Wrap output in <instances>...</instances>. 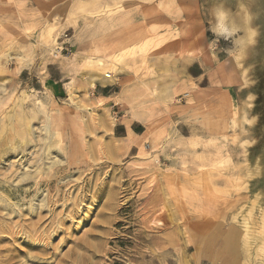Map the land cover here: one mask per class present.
Returning a JSON list of instances; mask_svg holds the SVG:
<instances>
[{
	"label": "rangeland",
	"instance_id": "obj_1",
	"mask_svg": "<svg viewBox=\"0 0 264 264\" xmlns=\"http://www.w3.org/2000/svg\"><path fill=\"white\" fill-rule=\"evenodd\" d=\"M246 7L0 0V264H264V20Z\"/></svg>",
	"mask_w": 264,
	"mask_h": 264
},
{
	"label": "bare ground",
	"instance_id": "obj_2",
	"mask_svg": "<svg viewBox=\"0 0 264 264\" xmlns=\"http://www.w3.org/2000/svg\"><path fill=\"white\" fill-rule=\"evenodd\" d=\"M108 76H110V74L109 73H107V76L105 77V76H103V75H99V76H97L98 77V79L102 82V83H107V82H109L110 80H108ZM111 77V76H110ZM91 78V77H90ZM92 79H94L93 77H92ZM72 96V95H71ZM71 101V100H70ZM75 101V100H74ZM75 104V103H74ZM40 107V106H39ZM48 113V112H47ZM40 115V114H39ZM41 115H42V113H41ZM50 117H49V115L48 116H46V120H47V123H50L49 121H50ZM52 119H53V117H52ZM45 121V120H44ZM20 123H21V128H20V133H19V135L22 137V139H25V142H22V145H25V146H27L28 145V136H30L31 135V127L26 123V121H25V119H23V118H21L20 119ZM46 125V124H45ZM47 126H49V125H47ZM48 128V127H47ZM51 129V128H50ZM16 130V129H15ZM34 135V134H33ZM47 136H48V134H47ZM48 137H50V136H48ZM42 140H44V138L42 139ZM45 140H46V138H45ZM46 142V141H45ZM53 142V141H52ZM12 144V146H16V143H11ZM45 146H46V150H45V152H44V154L46 155V158L48 159V161H51V162H49V165H48V167H47V170H45V172L47 171H49L50 169H52V167L54 168V165L56 164L55 163V161L56 160H54L55 159V157H54V159L52 160V150H51V148H52V145H51V143L50 142H46V144H45ZM19 147H21V146H19ZM16 150V149H15ZM56 153V152H55ZM20 154V153H19ZM8 155V154H7ZM18 155V154H17ZM13 156V155H12ZM43 156V155H42ZM9 157H10V155H9ZM40 159V158H39ZM47 159H46V161H47ZM42 160V159H41ZM45 160V159H44ZM29 161V160H28ZM32 161V160H31ZM39 162V161H38ZM44 162V161H43ZM60 163H61V161H59ZM25 163V162H24ZM32 162H30V164H31ZM41 163V162H40ZM47 164H48V162H46ZM44 164V163H43ZM42 164V165H43ZM29 165V164H28ZM27 165V166H28ZM38 165V164H37ZM40 165V164H39ZM46 165V164H45ZM60 165V164H59ZM34 166V165H33ZM36 166V165H35ZM47 166V165H46ZM45 166V167H46ZM29 167H30V165H29ZM32 167V166H31ZM43 167V166H42ZM60 167V166H59ZM61 167H62V165H61ZM34 168H36V167H34ZM39 168H40V166H39ZM30 169V168H29ZM57 169V168H56ZM63 169V168H62ZM32 170V169H31ZM37 170V169H36ZM18 171V172H17ZM19 171H20V169L19 170H17L16 169V172L18 173V174H20L19 173ZM27 171V170H26ZM33 171V170H32ZM39 171H40V169H39ZM39 171H37L38 173H39ZM52 172H53V170H51ZM15 172V171H14ZM23 172V171H22ZM29 172V171H28ZM42 172V171H41ZM14 175V174H13ZM38 175H40V174H38ZM41 175H43V174H41ZM40 175V176H41ZM45 175V174H44ZM49 175V174H48ZM55 175V174H54ZM16 176V175H15ZM28 176H31L30 175V173H28V174H23L22 175V177H21V179L22 180H25V179H27L26 177H28ZM37 176V175H36ZM20 176L18 175V179L17 180H19L20 178H19ZM47 177V176H46ZM55 177V176H54ZM41 178V177H40ZM44 178V177H43ZM9 179V178H8ZM15 179H16V177H15ZM14 180V179H13ZM37 180V179H36ZM44 179H42L41 181H43ZM47 180V179H46ZM10 182V181H9ZM12 182V181H11ZM61 182V181H60ZM6 183H8V182H6ZM47 183V182H46ZM51 182H49L48 184H46V185H48L49 187L48 188H52V187H50L51 186V184H50ZM56 183V182H55ZM16 184H17V182H16ZM35 184V183H34ZM43 184V183H42ZM42 184H38V183H36L35 184V187H32V188H36L37 190H39L40 189V187L42 186ZM58 184V183H57ZM66 184V183H65ZM18 185V184H17ZM46 185H44V187L46 186ZM54 185H56V184H54ZM53 186V185H52ZM28 187V186H27ZM30 187V186H29ZM66 187V186H65ZM54 188H55V186H54ZM12 189V188H11ZM14 189H15V187H14ZM25 189H27V188H25ZM56 189V188H55ZM58 189H61V188H59L58 187ZM18 190V189H17ZM28 190H29V188H28ZM33 189H31V191H32ZM43 190V189H42ZM45 190H47V189H45ZM52 190V189H51ZM54 191V190H53ZM10 192H11V190H10ZM29 192V191H28ZM27 192V193H28ZM39 192V191H38ZM48 192H50V189H49V191ZM37 193V192H36ZM40 193V192H39ZM42 193H44V192H42ZM47 193V192H46ZM54 193V192H53ZM19 194V193H18ZM2 195V194H1ZM17 195V194H16ZM29 195V194H28ZM42 195V194H41ZM52 195V194H51ZM24 196V195H23ZM34 196V195H33ZM20 197V196H19ZM32 197V196H31ZM42 197V196H41ZM24 198V197H23ZM31 199V198H30ZM19 200V199H18ZM22 200V199H21ZM54 200V199H53ZM79 200H80V198H79ZM32 201V200H31ZM52 201V197L51 196H47V197H45V198H43V199H35V200H33V202H32V204L30 205V207L28 208V212H30V214H40L41 212H42V210H44L47 206H48V204L50 203ZM59 201V200H58ZM76 202V201H75ZM19 203V202H18ZM21 203V202H20ZM57 202H55V204H56ZM77 203V202H76ZM80 203H81V201H80ZM25 204V203H24ZM68 204V203H67ZM75 204V203H74ZM78 204V203H77ZM76 204V205H77ZM82 204V203H81ZM255 204V203H254ZM28 205H29V203H28ZM49 207H50V205H49ZM10 209V211H13V208L10 206L9 207ZM16 208V207H15ZM20 208V207H19ZM56 208V207H55ZM77 208V207H76ZM78 209V208H77ZM79 209H80V207H79ZM51 210H52V208H51ZM50 210V211H51ZM251 211H252V209H251ZM47 212V211H46ZM52 212V211H51ZM25 214V213H24ZM46 214V213H45ZM44 214V215H45ZM51 214V213H50ZM249 214V213H248ZM37 216V215H36ZM59 216V215H58ZM57 216V217H58ZM2 217V216H1ZM60 217V216H59ZM70 218L72 217V216H69ZM264 217V216H263ZM34 218V217H33ZM52 218V217H51ZM73 218V217H72ZM15 219H16V216H15ZM69 219V218H68ZM35 220V219H34ZM70 220V219H69ZM24 221V220H23ZM71 221V220H70ZM64 224H65V222H64ZM23 227V226H22ZM46 228V227H45ZM44 229V228H43ZM23 230H25V227H24V229ZM44 231V230H43ZM263 231V230H262ZM45 232V231H44ZM30 237H28V239H29ZM39 238V237H38ZM232 239V238H231ZM26 240V239H25ZM31 241H33L32 240V238H31ZM43 241V240H42ZM27 242H28V240H27ZM36 243V242H35ZM34 243V244H35ZM44 243V242H43ZM32 244V243H31ZM37 244H39V243H37ZM93 246V245H92ZM31 259V258H30ZM38 259V258H37Z\"/></svg>",
	"mask_w": 264,
	"mask_h": 264
},
{
	"label": "crops",
	"instance_id": "obj_3",
	"mask_svg": "<svg viewBox=\"0 0 264 264\" xmlns=\"http://www.w3.org/2000/svg\"><path fill=\"white\" fill-rule=\"evenodd\" d=\"M242 1L246 2V5H247L246 10H252V8L254 7L256 10L259 11V15L262 14V18L264 20V0H247V1L242 0ZM249 6H251V7H249ZM105 37H106V35H104L103 33L96 32L95 37H93V39L86 41V43L84 44L85 48L89 49L93 45V43H99ZM84 41H82L81 43H83ZM98 50H103V48L102 47H98ZM246 73L249 76L248 71H246ZM65 79H69V78L67 77ZM61 81H59L57 79H52L51 77H50V79L46 78V79H44V86H54V90H55L56 93H60V90H61V91H63L65 93V95H67L65 87L68 86V84L61 85V83H60ZM253 85L254 84H250V86H253ZM248 86H249V84H248ZM107 87H110V86H108L107 84H99V83H97V84L94 85V90L92 89L90 94H92L96 98V90L97 89L99 90L100 88H102L104 90L103 91L104 93L99 95L100 96L99 98L105 100V99H107L109 97L108 93H106V91H105V89Z\"/></svg>",
	"mask_w": 264,
	"mask_h": 264
}]
</instances>
